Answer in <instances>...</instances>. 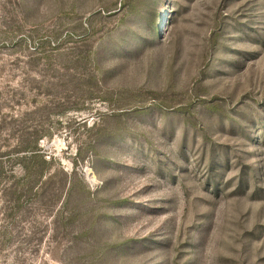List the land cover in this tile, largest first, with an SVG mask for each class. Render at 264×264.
<instances>
[{
	"label": "rangeland",
	"instance_id": "1",
	"mask_svg": "<svg viewBox=\"0 0 264 264\" xmlns=\"http://www.w3.org/2000/svg\"><path fill=\"white\" fill-rule=\"evenodd\" d=\"M0 264H264V0H0Z\"/></svg>",
	"mask_w": 264,
	"mask_h": 264
}]
</instances>
